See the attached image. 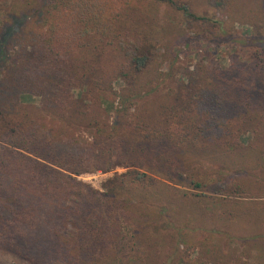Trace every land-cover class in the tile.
<instances>
[{
  "label": "trees",
  "instance_id": "obj_1",
  "mask_svg": "<svg viewBox=\"0 0 264 264\" xmlns=\"http://www.w3.org/2000/svg\"><path fill=\"white\" fill-rule=\"evenodd\" d=\"M196 1L14 0L13 18L3 23L12 26L0 39V66L10 61L15 25L37 24L43 50L20 52L21 59L0 67V253L31 264H132L133 252L170 246L178 262L197 264L201 244L206 264H264V176L255 174L264 169V38H231L235 31L223 30L225 20L205 14ZM143 2L183 13L197 31L262 50L248 63L203 67L189 85L152 97L144 76L155 58L148 24L156 16ZM234 3L206 1L223 13ZM258 34L264 36V27ZM118 78L125 82L119 91ZM82 88L86 93L75 97ZM24 95L41 97L40 104ZM248 132L251 199L213 203L218 199L205 193L213 182L195 165L201 158L227 165ZM117 166L127 171L105 181L103 190L76 177ZM245 208L247 259L220 258L209 239L195 240L204 214L231 222ZM124 234H131L125 250Z\"/></svg>",
  "mask_w": 264,
  "mask_h": 264
},
{
  "label": "rangeland",
  "instance_id": "obj_2",
  "mask_svg": "<svg viewBox=\"0 0 264 264\" xmlns=\"http://www.w3.org/2000/svg\"><path fill=\"white\" fill-rule=\"evenodd\" d=\"M206 1L198 0L195 6L207 15L225 20L226 24L223 30L230 35L235 31L231 38H264L262 35H257L258 30L264 27L263 20L260 18L263 15V0H235L233 8L224 13L215 12L211 6L206 4ZM13 2L14 0H0V39L8 33V29L12 26V24L3 23L6 19L13 18ZM143 3L153 11L155 10L156 16L154 17L151 13L152 18H150V25L148 24V26H152L155 34V58L150 65L148 75L144 76L148 77L150 89L152 87L155 89L151 94L152 97H159L171 90L178 91L182 86L189 85L200 75L203 67L226 69L232 65L234 59L248 63L262 50L257 46L241 44L235 40L225 41L216 35L197 31L188 25L183 13L179 14L167 5L163 4L158 8H153L148 2ZM35 26L33 24L30 26L15 25L7 46L10 61H4L0 66L2 69L11 66L12 59L14 61L21 59L17 57L20 52L25 56L26 51L32 53L35 47L43 50L42 45L38 43V31ZM124 85L125 82L122 78H118L114 83L117 91ZM73 93L75 97H81L86 92L82 88L75 89ZM24 97L28 103L37 102L40 104L38 102L41 97L37 95H24ZM148 98L149 96L145 98L146 101ZM143 102L144 100H141L139 104ZM114 105L116 108L120 107V100L117 99ZM134 110L135 108H132V111ZM62 137L65 138L64 135ZM252 137V132H248L242 137L238 151L225 158L228 159L227 165L223 160L212 161L208 158H201L199 166L195 165L197 171L203 176V180L213 182L209 187H206L207 191H205L207 195H213L218 199L213 203H247V200L251 199V197H247V165L254 157L251 154L253 152L247 148L251 145ZM126 171V167L117 166L110 172L96 170L81 173L76 177L79 181L98 190H103L105 181L116 173ZM216 171L224 172L223 174L227 177H221ZM255 174L264 176V169L255 171ZM238 186L242 187L239 189ZM203 203H207L206 200ZM200 221L202 226L198 232L194 233V238L198 243L209 239L210 243L216 246V252L219 253L220 258H222L221 255L226 256L234 253L239 256L244 255L243 257L247 259V208H245L244 214L235 217V221L228 222L220 220L218 217L214 219L206 214ZM129 235L131 236V234ZM129 235L127 237L125 234L121 235L122 238L119 240V244L124 250L127 248L128 240H131ZM146 237H148L147 234H141L138 238L145 239ZM136 241L139 245L142 244L139 239ZM156 249L158 252L152 251V253L148 248L143 249L142 255L133 252L132 264H185L178 262V258L173 253L174 249L170 246L165 249L159 246ZM206 250V245L199 244L198 250L193 255L198 260L197 264L199 262L207 263V257H210L207 256ZM196 253L201 254L197 256ZM0 262L1 264H31L28 259L8 252L0 253ZM208 264H214V262L209 261Z\"/></svg>",
  "mask_w": 264,
  "mask_h": 264
}]
</instances>
